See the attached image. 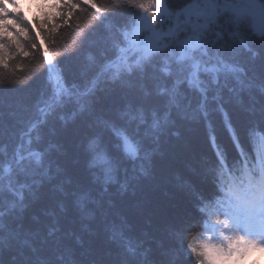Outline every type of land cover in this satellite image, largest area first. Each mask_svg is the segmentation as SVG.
Instances as JSON below:
<instances>
[{
    "label": "trees",
    "instance_id": "trees-1",
    "mask_svg": "<svg viewBox=\"0 0 264 264\" xmlns=\"http://www.w3.org/2000/svg\"><path fill=\"white\" fill-rule=\"evenodd\" d=\"M163 1L0 0V178L21 179L0 185V264H200L187 246L222 181L263 166L264 33L251 19L226 11L186 31H200L192 47L160 16L170 43L104 72Z\"/></svg>",
    "mask_w": 264,
    "mask_h": 264
},
{
    "label": "rangeland",
    "instance_id": "rangeland-1",
    "mask_svg": "<svg viewBox=\"0 0 264 264\" xmlns=\"http://www.w3.org/2000/svg\"><path fill=\"white\" fill-rule=\"evenodd\" d=\"M39 1L42 0H23L24 4L30 5L29 7H32L34 11ZM247 1L251 5L249 12L253 18V27L257 33L262 34L264 31L262 6L258 0ZM182 9H174L177 11L173 12L164 1L162 5L160 3L159 5H152L147 15L143 16L142 21L135 30V39L139 41L141 36L144 35L146 38L155 41L154 39L163 36L159 30L161 29L159 27L160 22H157L159 16H165L169 18L168 20H174L175 27L184 26L191 24L193 19L198 21L201 17L212 13L213 4L212 0H199ZM2 22L0 27L5 28L7 24ZM177 30L178 28L175 31ZM188 38L185 37L182 41ZM4 44V40L1 39L0 48ZM192 44L196 47L199 46L200 38L195 37ZM142 48L147 47L143 46ZM53 80L57 83V80ZM58 100H60V97ZM93 163L94 161H92L91 165ZM103 163H105V160L99 155L97 160L95 159V164L99 165ZM250 188H246L247 191L249 190V193L244 196V200L234 198L233 194L229 192V198L224 207L219 211L216 210L206 230L192 244L190 252L202 264H244V261L254 254L258 257L264 256V224L260 223V217L264 216V212L258 211L262 205L256 201L253 203V209L250 210L249 205L244 203L250 198L249 195H252ZM260 190H264V188ZM258 199H261V196H258ZM251 201H254V199L251 198ZM261 203L264 206V200ZM226 204L228 208L225 210ZM248 226L250 227V231H243L244 227Z\"/></svg>",
    "mask_w": 264,
    "mask_h": 264
},
{
    "label": "bare ground",
    "instance_id": "bare-ground-1",
    "mask_svg": "<svg viewBox=\"0 0 264 264\" xmlns=\"http://www.w3.org/2000/svg\"><path fill=\"white\" fill-rule=\"evenodd\" d=\"M64 96V94L62 93L60 95V99ZM59 100L56 99L55 100V103H52L50 105V108L53 107ZM46 114V111L44 112L43 116ZM46 121V115L41 118L40 120H38L37 122H35L34 125L31 126L30 130H29V133H27L28 135L31 134L32 132L34 131H37L38 128L43 124V122ZM133 146H136V143H133ZM18 151V150H17ZM101 158H103L105 160V165L108 164V161H110L106 156L104 157V155L100 156ZM22 161V158L20 159V162ZM17 169L19 168L22 172H24L27 177H30V174L31 172H29V166L28 165H23V166H20L19 164L15 166ZM113 169V167H112ZM10 173V172H9ZM115 173V170H109L108 172L104 173L103 175L104 176H107L108 178H112V176L114 175ZM9 174H6L4 175L3 177L0 178V185H5L7 187H11L14 182L17 183L18 181H20L21 179L20 178H17V177H9L8 176ZM3 187L4 189H7V187ZM1 189V188H0Z\"/></svg>",
    "mask_w": 264,
    "mask_h": 264
},
{
    "label": "clouds",
    "instance_id": "clouds-1",
    "mask_svg": "<svg viewBox=\"0 0 264 264\" xmlns=\"http://www.w3.org/2000/svg\"><path fill=\"white\" fill-rule=\"evenodd\" d=\"M244 264H264V256H256L255 254L244 261Z\"/></svg>",
    "mask_w": 264,
    "mask_h": 264
}]
</instances>
